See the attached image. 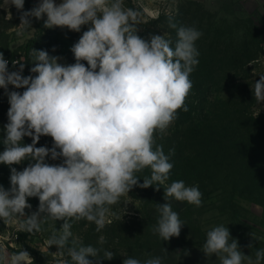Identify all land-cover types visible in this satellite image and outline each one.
<instances>
[{"label": "clouds", "instance_id": "9594fccd", "mask_svg": "<svg viewBox=\"0 0 264 264\" xmlns=\"http://www.w3.org/2000/svg\"><path fill=\"white\" fill-rule=\"evenodd\" d=\"M9 5L20 12L19 28L28 36L32 19L45 16L48 29L79 33L82 26L89 27L70 49L75 63L62 64V57L33 49L34 75L24 76L20 61H12L19 68L10 71L0 52V89L9 103L0 164L10 166L11 172V187L0 185V219L17 223L19 231L29 234L40 232L49 219L63 221L47 239L49 247L58 249L57 264H92L89 257L113 259V252L102 247L107 238L98 237L100 247L84 245L74 237L73 223L86 220L100 233L111 223L112 206L134 187L155 186L158 191L162 186L165 203L156 205L152 233L162 241L179 237L185 223L171 200L201 207L202 193L183 180L166 184L175 149L165 154L156 136L167 134L178 110L188 111L185 100L193 86L190 74L199 64L196 42L202 33L169 18L175 40L142 37L139 13L125 7L124 0H40L27 11L25 0H3L0 6ZM9 86L24 90L9 91ZM252 92L257 104L264 101V75ZM42 136L52 138L50 148L37 147ZM25 137L32 142L25 144ZM24 161L28 164L22 171L11 167ZM145 169L150 176L140 183L137 173ZM32 197L38 198V209L27 215ZM200 250L206 257L215 255L219 264H264V248L254 258L245 255L224 224L207 231ZM122 255L123 264H163L161 256L146 254L141 260ZM0 264H33V259L23 248L9 252L0 244Z\"/></svg>", "mask_w": 264, "mask_h": 264}, {"label": "rangeland", "instance_id": "374dc122", "mask_svg": "<svg viewBox=\"0 0 264 264\" xmlns=\"http://www.w3.org/2000/svg\"><path fill=\"white\" fill-rule=\"evenodd\" d=\"M55 2L60 3L61 0ZM39 3L40 0H25L24 10H30ZM124 4L125 7L139 13L140 31L148 30L151 35H165L166 38L173 39L175 34L168 24L169 18H172L178 26L195 27L202 33L196 42V47L203 57L199 71L206 77H213L212 80H207L209 98L205 105L213 116L227 115L231 119L229 113L231 114L240 98L239 88L236 87L237 80L243 79L241 82L252 91L254 82L259 80L260 75H264V0H124ZM0 5H3V0H0ZM19 17L20 12L14 6H0V52L4 56H21L22 63L25 64L24 76L34 75L30 72L34 66L33 49L46 50L50 56L62 57L63 59L59 61L62 64L75 63L70 49L79 40L83 31L88 29V25L82 26L81 32L77 33L66 28H45L43 25L46 16L41 20L33 18L34 29L31 30V36H28L26 33L22 34L19 28ZM244 58L250 59L247 63L238 61ZM13 90L23 92L24 89L9 86V91ZM252 97L251 109L255 113H264V101L257 104L253 92ZM8 108V98L4 89H0V153L5 148L4 125L8 122ZM194 134H197L194 127L177 125L174 122L164 137ZM164 137L160 139L157 135L156 143L166 142L171 148L179 146L177 139L166 140ZM31 142L30 137L24 138L25 144ZM52 143L51 137L42 136L37 147L50 148ZM47 162L58 164L61 160L47 159ZM27 164L28 161H24L11 167L22 171ZM10 175V166L0 164V185L6 190L11 187ZM137 175L141 178L140 183H143L142 179L145 176H150L144 171ZM238 175L240 174L236 173L235 182L228 177L217 180L206 190L199 188L202 193V206L195 207L184 203L185 212L179 216L185 225L179 237H173L169 241H162L152 233L157 217L150 216L154 206L148 198V192L156 190L155 186L134 187L128 196L122 197L119 203L112 206L114 215L110 220L111 222L115 219L121 220V229L124 227L125 231L122 236L128 239V243L125 244L116 233L108 235L110 232L106 227L97 233L96 226H92L90 222L83 225L82 220L73 223L71 231L82 243L87 240V245L96 247H100L97 244L100 235L107 238V243L102 247L113 252V259L98 260L89 257L92 264H123L126 258L122 255L124 253L141 260L146 258V254L161 256L163 264H219L215 255L206 257L200 249L206 240L207 231L220 224L229 228L232 238L238 240L240 250L254 258L255 251L264 248V188L257 186L248 188L244 186L246 182ZM28 203L32 207L25 212L30 215L38 209L39 200L35 197L28 198ZM62 223L63 221L49 219L42 224L40 232L32 234L19 231L17 223H4L1 244L9 252H12L9 246L15 251L22 248L26 250L27 247L34 248L47 259L48 264H57L60 259L58 249L55 246L49 247L47 239L54 230L61 227ZM249 244L253 247L249 248ZM127 246L132 249L131 255ZM30 256L32 257L31 254Z\"/></svg>", "mask_w": 264, "mask_h": 264}, {"label": "trees", "instance_id": "16d2710c", "mask_svg": "<svg viewBox=\"0 0 264 264\" xmlns=\"http://www.w3.org/2000/svg\"><path fill=\"white\" fill-rule=\"evenodd\" d=\"M173 32L175 34L174 29H172ZM139 35L147 37L151 33L148 30H143L139 31ZM248 59L250 58L238 61L247 63ZM198 60L199 64L190 74L193 86L185 100L188 111L178 110V118L174 121L177 125L194 127L197 134L164 137L166 140L174 138L179 141V146L174 148L175 155L172 157L174 167L166 184L183 180L186 186L192 184L206 190L209 185L216 183L219 179L231 177L235 182L237 173L240 174L238 176H241V180L246 182L244 186L264 188V113H255L251 109L252 91L242 83L243 79H238L236 87L239 88L240 98L231 110V114L229 113L232 116L231 119L227 115L213 116L205 105L209 98L207 95L209 88H206L207 80L210 81L213 77H206L199 71V66L203 64L200 51ZM159 144L163 146L165 154L171 149L166 142L160 141ZM143 171L150 175V169ZM148 198L154 206L150 216L157 217L156 205L165 203L163 187L161 186L158 191L148 192ZM171 203L173 210L178 214L185 212V202L172 199ZM82 221L83 225L87 222L86 220ZM121 223V220L115 219L106 225V229L110 232L108 235L116 233L126 244L129 241L122 236L125 231L124 227L121 229ZM91 225L95 226L94 223ZM116 230H120V232ZM3 232L4 223L0 219V239ZM86 242L87 240L83 244L87 245ZM9 248L12 252H17L12 247L9 246ZM127 249L131 255L132 249L128 246ZM26 250L32 255L33 264H48L47 259L34 248L27 247Z\"/></svg>", "mask_w": 264, "mask_h": 264}, {"label": "built area", "instance_id": "2783aa9c", "mask_svg": "<svg viewBox=\"0 0 264 264\" xmlns=\"http://www.w3.org/2000/svg\"><path fill=\"white\" fill-rule=\"evenodd\" d=\"M4 58L9 61V70L10 71L16 70L19 67V65H16L15 67H13L12 61L22 62V58L19 55L4 56Z\"/></svg>", "mask_w": 264, "mask_h": 264}]
</instances>
